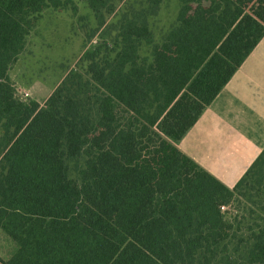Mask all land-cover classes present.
<instances>
[{"label": "trees", "instance_id": "trees-1", "mask_svg": "<svg viewBox=\"0 0 264 264\" xmlns=\"http://www.w3.org/2000/svg\"><path fill=\"white\" fill-rule=\"evenodd\" d=\"M117 1L86 0L117 36L41 105L9 72L38 13L73 0H0V264H264V148L229 188L173 144L263 37L264 0H177L158 41L161 0ZM236 195L254 209L227 215Z\"/></svg>", "mask_w": 264, "mask_h": 264}, {"label": "rangeland", "instance_id": "rangeland-1", "mask_svg": "<svg viewBox=\"0 0 264 264\" xmlns=\"http://www.w3.org/2000/svg\"><path fill=\"white\" fill-rule=\"evenodd\" d=\"M119 1L118 8L127 2L138 5L142 0ZM177 10V0H161L158 14L150 18V28L156 41L175 21ZM116 26V10L107 12L104 22L99 24L96 11L89 7L86 0H73L66 8L42 9L9 72L16 96L19 97L17 93L25 91L28 96L23 101L33 99L42 105L64 76L77 68L78 60L85 50L101 42L102 37L109 42L115 39L118 32ZM92 31H96V35L87 40L86 34ZM146 50L147 47L144 52ZM71 174L74 176V172ZM249 205L253 208L244 197L236 195L231 204L222 207V210L230 216L240 215L245 213ZM258 213L260 211L256 209L252 215ZM15 248L14 241L0 229V256L13 253Z\"/></svg>", "mask_w": 264, "mask_h": 264}, {"label": "crops", "instance_id": "crops-1", "mask_svg": "<svg viewBox=\"0 0 264 264\" xmlns=\"http://www.w3.org/2000/svg\"><path fill=\"white\" fill-rule=\"evenodd\" d=\"M173 144L229 188L243 176L264 148V35Z\"/></svg>", "mask_w": 264, "mask_h": 264}, {"label": "built area", "instance_id": "built-area-1", "mask_svg": "<svg viewBox=\"0 0 264 264\" xmlns=\"http://www.w3.org/2000/svg\"><path fill=\"white\" fill-rule=\"evenodd\" d=\"M17 94H18V96H19L18 98L21 99V100H22L23 98H25V97L28 96V93L25 92V91H24V92H21V93H17Z\"/></svg>", "mask_w": 264, "mask_h": 264}]
</instances>
